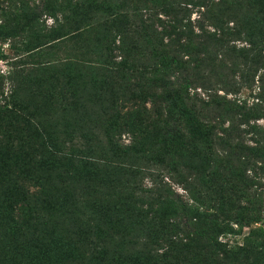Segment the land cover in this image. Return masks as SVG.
<instances>
[{
  "label": "trees",
  "instance_id": "16d2710c",
  "mask_svg": "<svg viewBox=\"0 0 264 264\" xmlns=\"http://www.w3.org/2000/svg\"><path fill=\"white\" fill-rule=\"evenodd\" d=\"M35 1L13 10L8 0L0 4V41H25L26 58L14 63L13 74L22 77L27 65L37 72L67 68L64 80L74 87L60 96L51 88L53 99L35 96L44 102L30 109L17 95L27 77L13 81L9 100L0 105V120L37 131L25 141L29 149L19 144L0 153L1 264H25L27 257L31 264H264V236L237 253L217 240L231 221L250 225L264 216V127L256 123L264 119V0ZM130 3L132 16L123 11ZM218 6L239 16L209 22ZM196 8L200 17L192 22ZM43 16L53 19L51 27L42 26ZM236 40L244 45L230 44ZM62 42L74 43L72 57L59 54ZM255 77L254 104L226 98L251 89ZM151 85L160 90L159 104L149 96L147 108L141 98ZM84 121L99 130L80 137L63 131L61 137L44 129L52 123L77 128ZM39 127L47 149L35 148L41 147ZM125 134L129 144L119 146ZM38 151L40 165L32 164L30 155ZM50 152L69 159L63 176L52 175L62 160ZM142 170L147 188L136 175ZM92 176L97 182L88 188ZM166 177L187 200L175 198ZM18 180L39 191L14 189ZM105 203L110 213L102 211ZM248 252L249 263L236 257L248 259Z\"/></svg>",
  "mask_w": 264,
  "mask_h": 264
},
{
  "label": "rangeland",
  "instance_id": "374dc122",
  "mask_svg": "<svg viewBox=\"0 0 264 264\" xmlns=\"http://www.w3.org/2000/svg\"><path fill=\"white\" fill-rule=\"evenodd\" d=\"M9 3L7 4L8 6H10V10H13L14 7H18L20 5V3L22 2V4L28 0H8ZM4 2H6V0H0V4H2V6H5L6 3L4 4ZM32 2V1H31ZM37 4H40V1L38 2L35 1ZM23 4V5H24ZM135 4V3H134ZM133 3H130V5L128 7H124L123 11L126 12L127 14L129 13V16H132V11H130L134 5ZM218 8V9H217ZM222 7H215L213 12L211 13L212 17L209 20V22L215 23L216 20L219 18L222 20L223 23H225V21H227L228 18H237L239 16V12L238 11H233V12H229L228 10H223L221 12L220 9ZM10 15V13H8V16ZM145 15V13L143 14ZM198 17H200V13L198 12L197 8L194 9L191 13L190 19L192 22H195L196 19H198ZM145 18V16H144ZM8 21H12V16H9V18L7 19ZM42 22H44V24H42L43 27H51L52 23H53V19L50 17H42ZM20 22V19H19ZM3 23V18H0V24ZM13 24L11 26L13 27H17V24H19L18 22H12ZM17 23V24H16ZM232 22H228V26H231ZM206 28L209 31H213L211 27H208V25L206 26ZM230 44H235V46L237 47H241L244 45V43L242 41L236 40V41H232ZM60 48V50L58 51L59 54H63V55H67L68 57H72L73 53H72V49L74 47V43H64L62 42V44H57ZM25 46V41L23 39L22 36H17V37H11L8 38L7 40L4 41H0V105L3 104L5 101L9 100L10 98V94H11V89H12V83L13 81H15L16 83H21L23 82L24 79H27V77L29 78L28 83L26 82V86L19 88V94H17L19 96V100H21L24 104L26 105H30V109L34 108V106H38L41 105L44 102V99L42 97H35V96H40V94L42 93H46L48 96H51V93H53L51 91V88H55L54 93H58L59 96L61 94H65L66 91H70L69 89H71L72 87H74V84L66 79L64 80V74L69 71H65L67 68L64 69H60L58 70V72L54 73V72H37V70H35L34 68H32L31 65H27L26 67H23L22 70H24L22 72V77H16V75L13 74L14 71H18V69L16 70V67H14V63H18L19 60L26 58L23 57V49ZM62 55V56H63ZM65 57V56H64ZM228 64L230 63V61H228ZM150 65L151 61H142L140 62L141 66H145V65ZM18 68V67H17ZM65 71V72H64ZM13 74V76H12ZM15 76V77H14ZM13 77V78H11ZM237 80V78H236ZM254 84H252V88L251 89H241L239 90L237 93L235 94H228L226 96L227 99L237 103V104H241L243 102L246 103V105L250 106L252 104H254L257 101V92H258V81H257V77H255L254 79ZM41 91V92H40ZM40 92V93H38ZM196 92H198L200 95V97L206 99L207 97L205 96L206 94L203 92H199V90H197ZM38 93V94H37ZM159 93L160 90L156 89L153 85H151L148 89H145V94L143 96V98H141V100L147 102L146 103V107L149 108L150 107V103L148 102V100L146 99L149 96H152V99L155 100V102L157 104H159ZM192 94V92H190ZM218 95L220 96H224V93L222 91H218L217 92ZM155 96L157 97V99L155 98ZM58 98V97H57ZM53 99V97H52ZM141 100H137L138 102ZM137 102V103H138ZM50 103V101H49ZM121 104V102H119V105ZM173 104V108H175L176 103H172ZM198 107L199 104H197ZM39 107V106H38ZM46 107V106H45ZM27 108V107H26ZM93 108L92 107L90 109V106L86 107L85 110L88 111V113H92L93 112ZM30 109L27 108V113L30 112ZM43 109V107L41 108ZM119 109L121 110V113H126L125 109H122L119 107ZM54 110L55 107H54ZM54 115L56 117L60 116V110H56L54 111ZM162 113H166V110L164 108H162ZM8 121V120H7ZM7 121L4 120H0V133H2L5 136V139H3V143H0V153L1 155L4 157L6 154L12 152V150H18L19 149V144H21L22 146H24L23 148L27 149L29 146L27 145V142H25L26 140L30 139V136H34V134L37 132L36 130L30 129L28 130V128L23 129L22 128V124H19V122L17 121H10L11 123H7ZM257 124L261 125L264 127V119H259L256 122ZM228 125V123L225 124V127ZM54 124L52 123L51 125H47L45 126L46 128L45 131H47L50 134H57V135H61L62 134L60 132L63 131H67L69 134H73L74 136H81V134L87 132H92L95 133L97 132L99 129L95 128L93 130H90L89 127L91 128V126H89V124H87L85 121L83 122V124L81 123L80 125H78L77 128H75V125H70L66 126L64 128L61 127H53ZM99 125H97L98 127ZM40 128L38 129V133L40 134L38 137L41 136V139H39L41 141V147L36 144L35 148L38 149H47V147H49L48 141L45 138V134L42 133V131L40 132ZM32 130V134H30V131ZM99 134H102V131L99 132ZM249 135H246V138H248ZM1 138V137H0ZM2 139V138H1ZM80 140V141H78ZM81 138L80 139H76L77 145H83L84 142H81ZM119 142V146H125L127 144H129V137L128 135H123L121 138L118 139ZM65 145H67L66 147H68L69 145H71V143H68V137L65 138L64 140ZM88 144V143H87ZM93 144V143H92ZM86 145V143H85ZM29 149V148H28ZM52 149L49 148V151H51ZM57 150V149H56ZM100 150V149H99ZM59 151V150H58ZM40 152L38 151L34 154L30 153L28 154V156L30 155V157H32V164H39V158H40ZM64 152V149H63ZM51 154L55 155L56 157H59V159H61L62 161L58 163L57 168L52 172V175L56 176H63L64 175V163L69 165V159L66 156H62L61 153H52ZM13 154V153H12ZM77 154H79L77 152ZM72 159V158H71ZM73 160V159H72ZM73 163H78L77 160H73ZM40 165V164H39ZM156 166L153 165V167H149L154 169ZM102 169V168H99ZM104 169H102L103 171ZM146 170H142V172H138L136 175L138 176L139 179V183L140 185H143L142 187H149L150 186V181L149 179H147L146 177ZM102 174V172L99 175H96V177L100 176ZM165 175V174H164ZM166 176V175H165ZM169 176V175H168ZM94 181L93 184L91 183L90 185H88V188L93 187L92 185H94L97 182L96 177L92 176ZM174 181V179H172ZM164 182L168 184V186L172 189V191L174 192V194L176 195L175 198L178 199H183V200H187V193L182 189L181 186H179L178 184H176L175 182H172L171 180L168 179V177L164 178ZM12 184V182H11ZM264 184V181L263 183ZM25 188L29 194L35 193L38 190V187L36 185H34L33 183L24 180L23 182H21L20 180L17 181L16 184H12V187L16 190H20L21 188ZM254 190H257V192H261L262 188L261 186L258 187L256 189V187L252 188V193ZM88 192L93 193V191L90 189L87 191ZM81 195L78 194V200H81ZM98 198V197H97ZM232 202H230L231 204ZM237 202L234 200V204H236ZM233 204V206H234ZM232 205V204H231ZM102 211L106 212V213H110V210L108 209V206L105 205L102 207ZM35 214H42L38 211L35 212ZM168 214V213H167ZM169 215V214H168ZM245 220V219H244ZM70 224L66 223L65 227H69ZM73 226V224L71 225V227ZM231 230L227 231V232H223L220 233L218 235V242L223 245L224 247H222L221 249L228 251L230 253L232 252H240L238 249H240L242 246H245V244H254L256 240H258L259 236H264V216H263V220L260 222H254L251 223L250 225H238L237 223H234V221H231L230 225ZM64 227V228H65ZM70 227V229H71ZM74 228H72L71 230H73ZM66 232H70V231H66ZM70 235V234H65ZM76 239V236H73L72 238H69L67 240H63L64 242H68L72 243L74 240ZM0 240L3 241V237H0ZM2 243H0V248H1ZM251 250V249H248ZM252 252V251H251ZM248 252L246 253L247 258H244V256L242 257L243 253L237 254L236 257L239 260H245V263H249V261H251V257H253V253ZM244 255V254H243ZM2 254L0 252V264L2 261ZM14 264H22L20 261H16L14 262ZM25 264H31V259L30 257H27V260L25 262Z\"/></svg>",
  "mask_w": 264,
  "mask_h": 264
}]
</instances>
